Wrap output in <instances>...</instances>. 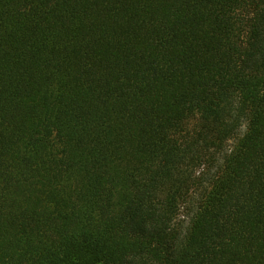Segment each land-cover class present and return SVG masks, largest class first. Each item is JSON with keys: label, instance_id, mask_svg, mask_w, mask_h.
Here are the masks:
<instances>
[{"label": "trees", "instance_id": "1", "mask_svg": "<svg viewBox=\"0 0 264 264\" xmlns=\"http://www.w3.org/2000/svg\"><path fill=\"white\" fill-rule=\"evenodd\" d=\"M0 264H264V0H0Z\"/></svg>", "mask_w": 264, "mask_h": 264}, {"label": "rangeland", "instance_id": "2", "mask_svg": "<svg viewBox=\"0 0 264 264\" xmlns=\"http://www.w3.org/2000/svg\"><path fill=\"white\" fill-rule=\"evenodd\" d=\"M178 220L181 221V222H183V223L185 222L184 225L188 222V220H187V214L185 213V211H182L179 214Z\"/></svg>", "mask_w": 264, "mask_h": 264}]
</instances>
